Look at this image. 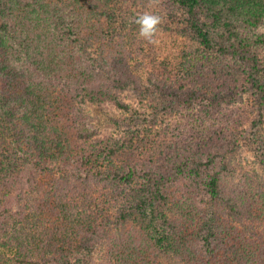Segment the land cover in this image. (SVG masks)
<instances>
[{
    "label": "trees",
    "instance_id": "obj_1",
    "mask_svg": "<svg viewBox=\"0 0 264 264\" xmlns=\"http://www.w3.org/2000/svg\"><path fill=\"white\" fill-rule=\"evenodd\" d=\"M144 1L199 44L148 75L153 114L123 100L134 51L105 44L118 2L0 0V264H264V174L232 166L246 147L264 170V0ZM104 102L145 124L99 134Z\"/></svg>",
    "mask_w": 264,
    "mask_h": 264
},
{
    "label": "rangeland",
    "instance_id": "obj_2",
    "mask_svg": "<svg viewBox=\"0 0 264 264\" xmlns=\"http://www.w3.org/2000/svg\"><path fill=\"white\" fill-rule=\"evenodd\" d=\"M112 2H118L119 5L114 10V15L109 18V21L105 20L103 22V24L106 26L108 36V38L105 40V44L122 42L127 44L128 47L134 51V55L136 56L135 63L140 66V68L136 67L137 69H135V74L139 73L141 80L138 78V83L134 85V90H132L130 87L126 90L125 94L123 95V100L132 104L135 106V108L141 107L148 109L147 114H153L154 109L149 107V105L144 106L145 104L142 105L139 103L141 98L138 93L139 91L142 93L146 86L150 87L149 89H152L150 92L154 90V86L148 84L147 82L148 75L151 76L150 73H153L154 69L156 71L160 70L161 62H166L172 69L176 68L177 65L182 62L184 54L188 51V49L190 47H196V45L199 44H196L192 37L187 33L188 29L186 28L184 17L180 16V19H175L166 15H162V13H159V16L161 17V24L159 25L158 32L154 36L155 42L149 43L147 40L139 36V28L134 23V18L137 15L144 13L158 15V8L154 7L152 9V6L145 7L144 0H129L126 2L123 0H112ZM176 111L177 112L172 114V119H177L178 117L181 118V115L183 117L184 114L188 113V111L182 107H179ZM129 113L127 115V112L120 111L109 102H104L101 105L88 104L86 105L84 115H82V122L88 128L95 129L101 135L114 133L121 125H124V127H122L124 130L127 129V125L130 130L142 128L145 124L143 122L142 116L140 120H130ZM162 122H166L165 118L162 119ZM14 128L11 130L10 134V140L12 143L17 141V139L22 140V126H15ZM251 162L254 163L255 169L260 174H264V170H262L260 167L257 153L252 148H241L239 159H236L232 166H234L235 169L243 170L250 167L252 165L250 164ZM26 177L27 176L24 178ZM185 179L186 176L182 178V182H184ZM178 201L179 200L176 201V205L173 206L172 211L176 214V216L181 212V208L178 207ZM142 236H144L145 240H148V236L143 235V233ZM101 256L102 254L99 255L97 260L95 257L94 259L90 258L89 260H94L95 264H103L104 256H102L103 258ZM157 259L161 262L160 264H183L181 261L176 259L175 254L172 252L169 256L161 254L159 257H157Z\"/></svg>",
    "mask_w": 264,
    "mask_h": 264
},
{
    "label": "clouds",
    "instance_id": "obj_3",
    "mask_svg": "<svg viewBox=\"0 0 264 264\" xmlns=\"http://www.w3.org/2000/svg\"><path fill=\"white\" fill-rule=\"evenodd\" d=\"M134 23L139 28V36L147 40L149 43H154V36L159 30L161 17L159 15L144 13L139 14L134 18Z\"/></svg>",
    "mask_w": 264,
    "mask_h": 264
}]
</instances>
